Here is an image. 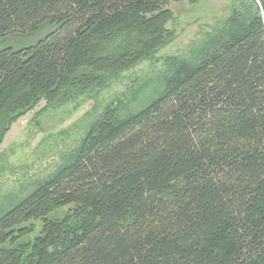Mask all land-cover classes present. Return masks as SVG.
Returning <instances> with one entry per match:
<instances>
[{"label":"trees","instance_id":"16d2710c","mask_svg":"<svg viewBox=\"0 0 264 264\" xmlns=\"http://www.w3.org/2000/svg\"><path fill=\"white\" fill-rule=\"evenodd\" d=\"M180 1L0 0V39L52 28L0 50V146L41 101L73 104L151 59L172 40L167 7ZM255 5L261 15L197 66L177 64L143 110L121 118L108 106L90 123L75 162L0 216V264H264V0Z\"/></svg>","mask_w":264,"mask_h":264},{"label":"rangeland","instance_id":"374dc122","mask_svg":"<svg viewBox=\"0 0 264 264\" xmlns=\"http://www.w3.org/2000/svg\"><path fill=\"white\" fill-rule=\"evenodd\" d=\"M256 0H188L170 2L172 19L165 30L172 40L149 60L119 72L107 88H96L73 104L55 108L41 101L20 117L0 146V216L10 211L62 169L75 162L79 143L90 123L108 106L121 118L147 107L162 92L181 62L197 66L239 33L262 12ZM240 13L239 20L229 21ZM49 24L35 32L0 39V50L34 45L51 31Z\"/></svg>","mask_w":264,"mask_h":264}]
</instances>
